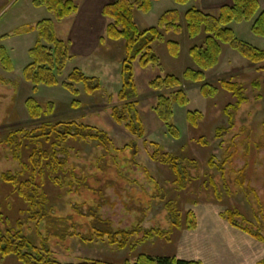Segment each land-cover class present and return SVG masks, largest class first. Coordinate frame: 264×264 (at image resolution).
<instances>
[{"label":"rangeland","instance_id":"rangeland-1","mask_svg":"<svg viewBox=\"0 0 264 264\" xmlns=\"http://www.w3.org/2000/svg\"><path fill=\"white\" fill-rule=\"evenodd\" d=\"M33 1L0 0V45L7 48L14 69L9 74L0 66V237L22 225L23 235L35 247L42 248L44 241L52 259L61 264L90 261L105 264L129 261L132 264L140 255L201 264L264 262V243L231 226L226 214L227 211L237 212L240 216L235 220L239 227L253 232L260 230L264 237V63L254 65L238 50L223 46L218 66L206 73V82L218 88L217 96L204 98L200 94L202 84L184 82L182 88L190 104L186 108L173 104L174 116L169 124L180 131V139H173L168 124L158 119L155 108L159 96L171 98L175 90L155 91L151 84L156 78L168 75L182 79L187 69H195L189 51L203 44L205 34L195 39H190L185 32L165 35V42L153 45L159 58L157 66L142 69L138 62L134 64L137 96L132 100L136 103V112L131 115L138 114L145 130V137L139 138L127 130L128 122L119 124L112 117L114 108L124 111L119 92L126 44L107 38L111 21L102 16V7L115 0H80L77 2L79 13L62 21L56 20L54 13L45 7L35 8ZM92 3L98 5L96 12ZM89 8H93L90 16ZM176 8L183 16L192 8L203 9L199 2L178 6L172 0H154L147 13L135 10L134 19L140 30H147L157 26L165 12ZM210 14L217 16L218 11ZM44 20L54 22L57 37L68 44L72 56L60 82L67 80L75 68L86 77L97 79L101 86L99 91L88 94L83 85H77L80 93L75 97L59 84L41 86L33 93L23 72L31 62L29 50L37 40V31L33 28ZM89 22H93L92 31H89ZM182 23L185 27L184 20ZM230 28L240 43L264 50V38L252 33L251 23H233ZM101 39H105L104 44ZM168 41L180 44L179 57L169 54ZM224 80L237 84L241 90L245 102L240 108L236 107L238 100L219 86ZM29 98H34L41 106L53 103L54 113L39 120L32 119L25 105ZM226 109L234 118L232 130H229ZM188 112L202 114L197 128L187 122ZM44 122L91 126L107 133L112 143L107 152L97 142L69 143L71 165L79 178H87L88 186L81 188L79 193L67 195L45 182L50 208L56 216L66 218L69 226L76 224L74 230L84 236L82 239L56 237L58 231L66 228L63 224L53 229L45 222L39 230L35 229L26 213L27 208L13 194L12 188L1 181L2 174L20 171L19 163L14 161L4 143L8 134L21 129L32 130ZM218 129L228 130L217 137ZM156 145L183 160L181 169L186 168L192 177L191 182L184 183V190L175 184L171 170L152 158L157 152ZM210 160L217 167L227 162L224 171L212 169ZM243 170H246V179L239 177ZM241 181L244 189L239 186ZM93 189H103L104 199ZM93 201L102 202L97 214L102 221L110 222L114 232H131L140 224L144 230L170 233L169 239L155 237L145 241L143 233L132 237L135 243L130 247L134 249L121 250L106 240L90 237L88 223L93 217L88 215L90 208L95 206ZM77 204H81L78 208L81 216L74 209ZM189 212L195 217L189 220L194 224L192 228L186 224ZM174 214L180 215L179 229H173ZM50 231L55 237L49 236ZM0 264L22 263L13 256H0Z\"/></svg>","mask_w":264,"mask_h":264},{"label":"trees","instance_id":"trees-1","mask_svg":"<svg viewBox=\"0 0 264 264\" xmlns=\"http://www.w3.org/2000/svg\"><path fill=\"white\" fill-rule=\"evenodd\" d=\"M78 1L34 0L33 5L35 8L45 7L49 12L54 13L56 20L62 21L78 13ZM153 1L136 0L131 2L130 0H116L103 7L102 16L111 21L107 27V38L111 41H125L126 44V59L122 65V89L119 92V99L124 104V111L114 108L112 117L119 124L128 122L126 123L127 130L133 136L144 138L145 130L138 114L131 115V112L136 109V103L132 100L137 96L134 64L138 62L142 69L157 66L159 58L153 51V45L157 42H165V35L167 34L181 35L185 32L190 39H195L204 33L203 44L194 46L189 51V55L196 66L195 69H187L182 79L168 75L164 78H156L151 84V88L155 91L163 89L175 90L171 93V98L170 96L165 97L162 95L158 97L155 113L161 122L168 124L170 136L173 139H180V131L174 125L169 124L174 116L173 104L181 108H186L190 104L187 92L182 88L184 82L202 84L200 86V94L204 98H215L217 96L218 88L216 85L206 82V73L218 66L223 53V46L229 45L233 49L238 50L247 61L254 65L264 63V50L240 43L230 28L233 23H251L252 33L257 37L264 38V10L261 8L259 0H233L232 5L224 6L220 9L218 16L209 15L196 8L188 10L183 16L179 10L175 9L165 12L158 21L157 26L147 30H140L134 19V11L139 10L147 13L150 11ZM172 1L178 6H187L191 2L199 0ZM183 20L185 21V27L182 25ZM33 29L37 31V40L29 50L31 62L24 68L23 77L32 86L34 94L37 93L41 86L56 87L59 84L75 97L79 96L80 93L77 85H83L85 92L88 94H94L101 89L97 79L88 78L81 73V70L75 68L68 75L67 80L60 82L68 63L72 60L68 44L57 37L54 22L51 20L41 21ZM104 40L101 39V44H104ZM167 49L172 57H179L181 46L178 42L168 41ZM0 66L8 73H12L14 70L8 50L2 45H0ZM219 86L238 100L237 108H240L242 103L245 102L237 84L224 80L219 82ZM25 105L28 114L34 120L49 117L54 113V105L51 102L41 106L34 98H29ZM226 112L228 113V109L225 110ZM125 113L129 117H126ZM228 116L230 118L229 130H232L235 127L234 118L229 113ZM202 118L203 116L200 112L187 113V122L194 128L198 127ZM226 130L228 129H218L217 137H220ZM78 141L97 142L106 152L109 151V147L112 145L107 133L91 126L78 125L75 122H44L40 127L32 130L21 129L10 132L4 140V143L10 149L14 161L19 163L20 171L2 174L1 181L12 188L13 194H16L17 198L27 208L26 213L35 229L39 230L45 222L53 229L66 225V228L57 232L56 237H79L81 239L84 237L74 230L77 227L76 224L69 226L70 223L67 222L66 218L55 215L53 209L49 206L50 200L45 191L46 181L67 195L77 194L81 188L88 186L86 176L79 178L76 174V168L70 163L71 155L68 145L70 142ZM199 142L201 143L200 140ZM156 147L157 152L152 158L167 166L174 175L177 187L184 190V183L191 182L192 177L186 168L181 169L180 163L183 160L173 154L165 153L159 145H156ZM212 160L209 161V166L212 169L223 172L224 164L227 162L217 167ZM245 174L246 170H243L239 173V177L246 179ZM239 186L244 189L242 181ZM74 188H76V191ZM93 191L101 199H104L103 189H93ZM94 205L90 208L88 215V217H93L88 223L90 237H96L97 240H106L108 244L121 250L134 246L135 242L131 240L132 237H139L143 233L144 237L142 240L145 241L155 237H166L169 239L167 236L170 233L157 229L144 230L140 224L131 232H114L110 222L102 221L97 214L102 202H95ZM80 206L81 204H77L74 209L78 212ZM226 214L227 221L231 226L244 231L256 241L264 243V237H262L260 230L253 232L248 228L238 226L235 218L240 215L237 212L227 211ZM79 216H81L80 213ZM173 217L175 219L173 229H179L181 225L180 215L174 214ZM187 217L186 224L188 228L194 227V224L189 221L190 217L195 220L194 215L189 212ZM70 230L74 231L69 233ZM22 232L23 227L19 225L16 230L7 232L3 237H0V256L2 258L13 256L22 264H61L52 259L51 252L45 249L44 241L41 243L42 248L35 247ZM51 232L49 236L55 237L54 234L51 235ZM82 264L105 263L90 261ZM124 264L131 263L126 261ZM132 264L201 263L176 258H153L147 255H140ZM261 264H264V262Z\"/></svg>","mask_w":264,"mask_h":264},{"label":"crops","instance_id":"crops-1","mask_svg":"<svg viewBox=\"0 0 264 264\" xmlns=\"http://www.w3.org/2000/svg\"><path fill=\"white\" fill-rule=\"evenodd\" d=\"M195 2H199L201 8H203L202 10L201 9H198V10H201V11H203V12L209 14V15H212V14H210L211 11H218V15H219L220 9L222 7H224V6H230V5H232L233 0H199V1H195ZM259 2H260V5H261V8L264 10V0H259ZM92 5L94 6L93 8H95L94 11L96 12V10L98 9V5H96V3H92ZM105 5L106 4H104L103 7ZM103 7H102V10H103ZM93 8H89V10H88V16H90V14L93 13L92 12V9ZM78 13H79V11H78ZM86 14H87V12L85 13V16H86ZM212 16H214V15H212ZM91 26H93V22H89V24H88V28H90L89 31H92V27ZM9 74H12V73H9ZM9 82H11V81H9ZM6 83H8V82H5V84ZM8 87H10V85H8Z\"/></svg>","mask_w":264,"mask_h":264}]
</instances>
